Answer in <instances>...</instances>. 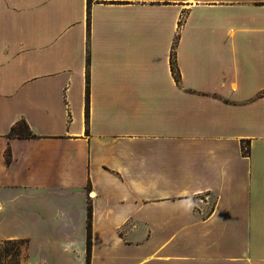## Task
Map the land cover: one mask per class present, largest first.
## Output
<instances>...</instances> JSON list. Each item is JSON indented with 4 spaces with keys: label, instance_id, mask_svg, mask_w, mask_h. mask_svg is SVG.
I'll return each instance as SVG.
<instances>
[{
    "label": "crops",
    "instance_id": "0c3cea01",
    "mask_svg": "<svg viewBox=\"0 0 264 264\" xmlns=\"http://www.w3.org/2000/svg\"><path fill=\"white\" fill-rule=\"evenodd\" d=\"M17 239L23 264L264 260V0H0Z\"/></svg>",
    "mask_w": 264,
    "mask_h": 264
},
{
    "label": "rangeland",
    "instance_id": "374dc122",
    "mask_svg": "<svg viewBox=\"0 0 264 264\" xmlns=\"http://www.w3.org/2000/svg\"><path fill=\"white\" fill-rule=\"evenodd\" d=\"M25 243L18 241L13 244L6 241H0V264H23V255L25 253ZM16 250V253L14 252ZM264 260H255V264H263ZM175 264H183L182 261H176Z\"/></svg>",
    "mask_w": 264,
    "mask_h": 264
},
{
    "label": "trees",
    "instance_id": "16d2710c",
    "mask_svg": "<svg viewBox=\"0 0 264 264\" xmlns=\"http://www.w3.org/2000/svg\"><path fill=\"white\" fill-rule=\"evenodd\" d=\"M87 1L89 4L90 0H87ZM171 69L174 72L176 80H178L179 74H178L177 68L175 66L174 57H171ZM9 135L10 136H17V137H33L34 136V134L29 129V126L27 125V123L25 122L24 119L18 120L14 125L11 126L10 131H9ZM246 152H248V148L246 149ZM9 160H10V152L7 149L6 150V161L9 162ZM18 241L24 242L25 245L27 243L26 240H22V239L6 240V242H10L13 244L17 243ZM88 245H89V239H88ZM14 252L16 253V250ZM26 257H27V255H26V253H24L23 259H25Z\"/></svg>",
    "mask_w": 264,
    "mask_h": 264
},
{
    "label": "built area",
    "instance_id": "2783aa9c",
    "mask_svg": "<svg viewBox=\"0 0 264 264\" xmlns=\"http://www.w3.org/2000/svg\"><path fill=\"white\" fill-rule=\"evenodd\" d=\"M90 197H91V195H90Z\"/></svg>",
    "mask_w": 264,
    "mask_h": 264
}]
</instances>
